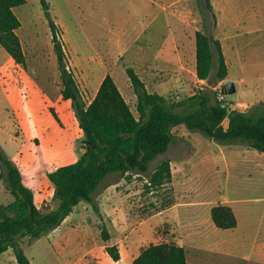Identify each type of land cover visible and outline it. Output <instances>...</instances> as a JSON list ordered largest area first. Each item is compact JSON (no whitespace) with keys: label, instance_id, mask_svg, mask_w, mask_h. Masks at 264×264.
Instances as JSON below:
<instances>
[{"label":"rangeland","instance_id":"1","mask_svg":"<svg viewBox=\"0 0 264 264\" xmlns=\"http://www.w3.org/2000/svg\"><path fill=\"white\" fill-rule=\"evenodd\" d=\"M45 1L59 27L66 69L72 72L87 103L109 74L136 114V96L125 74V69H133L130 63L136 55L123 61L120 54L135 46L148 53L173 49L177 40L186 47L189 69L196 31L221 42L231 78H241L238 59H247V87L236 81V92L225 95L227 104L251 102L248 91L255 82L264 90V0ZM13 12L20 21L16 33L24 63L16 64L0 47V146L20 170L23 184L34 191L38 207L50 209L56 200L47 174L82 156L84 135L71 102L60 95V70L40 0H26ZM213 52L210 73L202 86H194L196 78L189 72L185 78L187 90L176 89V80L163 74L170 70L168 65H162L166 69L155 75L154 83L167 87L166 98L175 102L193 95L197 89L210 94L214 102L217 59L214 49ZM127 60L130 63H124ZM145 80L148 86L152 85V80ZM51 110L56 112L60 124ZM179 126L172 129L174 141L166 153L150 162L146 174H111L94 192V202L81 201L63 223L73 225L66 230V237L61 231L48 236L52 230L33 241L20 238V247L31 264H132L130 258L149 244L189 242L216 250L233 247L230 255L251 257L258 262L259 238L264 235V154L246 143H236L234 147L243 156L223 167L206 160L217 142ZM164 158L171 161L170 182L149 186V175ZM5 171L0 164V173ZM112 182L117 183L116 196L108 195L98 201L104 185ZM12 200L6 180L0 177V204ZM224 200L230 201L234 209L236 229L222 230L212 223L209 208ZM166 209L167 212H160ZM191 221H197L201 234L186 231L185 226ZM103 227L110 234L107 242L101 236ZM215 229L217 235L213 236L211 230ZM105 245L118 246L119 261L109 257ZM0 264H17L11 249L0 255Z\"/></svg>","mask_w":264,"mask_h":264},{"label":"trees","instance_id":"2","mask_svg":"<svg viewBox=\"0 0 264 264\" xmlns=\"http://www.w3.org/2000/svg\"><path fill=\"white\" fill-rule=\"evenodd\" d=\"M26 0H0V47L16 64L24 63V54L16 31L20 21L13 8ZM47 21L54 52L60 70L61 98L71 102L78 126L84 138L82 156L73 163L59 166L47 174L53 185V209L39 208L34 202V191L22 182L20 170L5 155L0 146V164L5 174L13 200L0 204V255L11 249L17 264H31L20 247L19 239L28 237L33 241L57 228L81 202H94L93 194L111 174L135 173L144 175L150 162L163 155L174 141L172 129L179 125L198 131L218 144L246 143L251 149L264 154V102L244 111L220 106L215 97L202 89L180 101H173L155 92H149L133 69H125L136 96L135 111L131 110L120 93L114 79L107 74L101 81L93 99L87 103L81 96L71 71L66 69V55L60 39L58 25L52 19L49 6L40 0ZM195 57L196 77L207 80L215 51L217 82L228 74L225 57L219 40L196 31ZM183 108L178 111L176 108ZM60 124L56 112L51 110ZM228 119V126L222 122ZM171 164L162 159L148 177L149 186L160 187L171 180ZM210 217L218 229L229 230L237 226L232 208L217 204L210 210ZM103 241L110 239L109 231L101 229ZM105 252L113 261L120 260L117 245H105ZM97 264V263H91ZM132 264H262L242 257L172 243L149 244L134 258Z\"/></svg>","mask_w":264,"mask_h":264},{"label":"crops","instance_id":"3","mask_svg":"<svg viewBox=\"0 0 264 264\" xmlns=\"http://www.w3.org/2000/svg\"><path fill=\"white\" fill-rule=\"evenodd\" d=\"M219 19L220 18H218V22H217L218 26H219V22H220ZM194 34L195 33H193V37H192L191 58H190L191 60H190V65H189L190 68L189 69L186 66V47L183 46L182 43L176 42L177 40H174L175 41L174 42L175 48H173V49L165 48V49H161L160 52H149L148 53L143 48L135 46V47H132L131 49H129L126 52V54H125V52L123 54H120V58H122L124 61V59H129V57L131 55H133V54L136 55V58H135L136 60L134 62L130 63L127 60V62H124V63H130L132 65L131 67H133L134 72L143 81L146 89L149 92H155V93H157L161 96H164V97H166V94L169 92V90H167V87H165L164 85H161L157 82L154 83V79L157 78V77H155V75L162 74L164 72V70L166 69V68L165 69L162 68V65H164V66L168 65L166 67H167V69H170V70L165 71L163 74L164 75L167 74V77L171 76L170 77L171 79L176 80V82H174L176 89L187 90L185 88V85H186L185 84V78L189 74V72H190L192 78L193 77L196 78V80L194 82V84H195L194 86L197 88V85L202 86V84H204L203 82H205V80H199L196 77V57H195ZM214 39H217V38H214ZM178 43H180V44H178ZM220 44H221V42H220ZM221 47H222V45H221ZM175 64H177V65H175ZM169 65H171V66L169 67ZM226 65H227V63H226ZM237 66L240 69V74L242 75L241 78H238L237 80L235 78H231L230 73H229V68L227 65V69H228L227 77L223 81L217 82V84L213 88L217 89V88H220L221 85L228 83V82H231V83H233L234 88H235L234 92H236V90H237L236 81H239V83L241 85H244L245 87H247L246 83L248 82V78L245 79V77L248 74L247 59L245 57L243 58L240 56L238 59V65ZM145 79L152 80V85L148 86ZM249 89L250 90L248 91V94L251 97V102L238 101L235 106L231 105L230 109H238V110L244 111L255 103L264 102V98H263L264 90L262 89V85L260 86L258 82H255L249 86ZM222 126L224 129L227 128V126H228V119L227 118L224 119V121L222 122ZM179 127L180 126H177L176 128H179ZM220 146H222V145L218 144V143L213 145L212 146L213 151L211 150L212 152H210L208 155H206V160H208L211 163H217L219 165H222L223 167H227L229 165L230 160H232L236 157L243 156V152L240 151L239 149H237L236 147H234L235 145H233V144L224 145L223 147H220ZM170 164H171V161H170ZM116 185H117L116 182H112L108 185L105 184L100 195H98L97 200L98 201L102 200L105 196H108V195H113V194L115 195V193H117V190L115 188ZM51 189L54 192L53 186H51ZM34 202L38 206V202H36L35 200H34ZM222 204L230 206V201L224 200V201H222ZM55 206H56V204L51 206L50 209H53ZM210 210H211V208H209V210H208L209 214H210ZM232 210L234 212L233 208H232ZM160 212L165 213V212H167V209L160 211ZM234 214H235V212H234ZM69 217H70V215L67 216L57 228H55L50 234H48V236H54L57 232L59 233V231H61V232H64L63 236L66 237V234L68 233V232H66V230L72 228V226H73L72 222H69V225H66V226L63 225V223L65 221L69 220ZM146 220H143V222H145ZM193 222L194 221H191L188 223V225L185 226L186 231L194 230L197 232L196 234H201L202 231L199 229L200 225H198L197 221H195L194 223ZM262 223L264 224L263 221H262ZM237 226H238V221H237ZM237 226H236V228H237ZM236 228H234V229H236ZM229 230H233V229H229ZM216 232H217L216 229L213 232L211 230V233L213 236L217 235ZM190 234H194L193 231ZM195 235H193V236H195ZM259 241H260V243L258 245V252H259L258 262L264 264V235L263 234H262V236H260ZM177 245H179V246L189 245V246H194V247H198V248H206V249H210L213 251L222 252V253H226V254H232V250H233V247L231 250L228 249L227 251L226 250H216L217 249L216 247L214 248V247L199 246L197 244H193V242H189V243H185V244L177 243ZM138 254H139V252H138ZM137 255L131 257L130 261L132 262V260H134V258ZM120 256H121V253H120ZM250 259H251V257L247 258V260H250Z\"/></svg>","mask_w":264,"mask_h":264},{"label":"built area","instance_id":"4","mask_svg":"<svg viewBox=\"0 0 264 264\" xmlns=\"http://www.w3.org/2000/svg\"><path fill=\"white\" fill-rule=\"evenodd\" d=\"M216 90H217V101L220 104V106L227 109L231 108V104H227L225 102V95L220 91V88H217Z\"/></svg>","mask_w":264,"mask_h":264},{"label":"water","instance_id":"5","mask_svg":"<svg viewBox=\"0 0 264 264\" xmlns=\"http://www.w3.org/2000/svg\"><path fill=\"white\" fill-rule=\"evenodd\" d=\"M220 91L224 94V95H228L231 94L235 91L234 85L231 82L225 83L223 85H221L220 87Z\"/></svg>","mask_w":264,"mask_h":264}]
</instances>
